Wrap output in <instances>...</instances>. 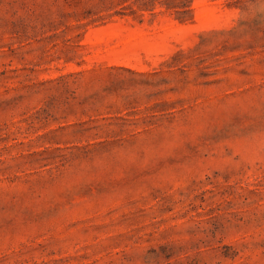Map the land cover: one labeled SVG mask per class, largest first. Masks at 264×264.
Here are the masks:
<instances>
[{"label": "rangeland", "instance_id": "rangeland-1", "mask_svg": "<svg viewBox=\"0 0 264 264\" xmlns=\"http://www.w3.org/2000/svg\"><path fill=\"white\" fill-rule=\"evenodd\" d=\"M0 264H264V0H0Z\"/></svg>", "mask_w": 264, "mask_h": 264}]
</instances>
